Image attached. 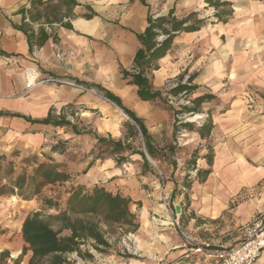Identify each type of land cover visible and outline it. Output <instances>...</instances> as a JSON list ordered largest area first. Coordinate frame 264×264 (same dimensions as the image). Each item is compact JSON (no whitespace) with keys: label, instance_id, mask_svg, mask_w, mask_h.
<instances>
[{"label":"crops","instance_id":"0c3cea01","mask_svg":"<svg viewBox=\"0 0 264 264\" xmlns=\"http://www.w3.org/2000/svg\"><path fill=\"white\" fill-rule=\"evenodd\" d=\"M49 1L0 0V155L8 156L12 151L22 155L50 141L53 127L30 124L11 117L13 114L35 120L44 118L49 110L59 115L70 107L78 110L81 120L91 124L97 134L115 140L123 137L118 108L94 89L84 92L48 84L27 87L31 79L38 81L47 76L100 85L142 119L155 146L170 143L171 114L141 101L136 87L126 85L119 73L120 68H132L134 54L140 48L136 36L146 26L147 8L139 0H74L77 5L68 15L67 7L58 0ZM223 1L231 4L230 19L226 23L213 20L197 32L180 34L173 48L157 61L158 69L152 79L155 89L164 87L165 82L196 65L195 62L201 66L205 59L208 63L213 59L208 70L203 69L194 79L198 88L205 85L210 89L208 93L225 95L226 84L222 82L227 78L229 83L237 82L241 91L242 87L252 85L264 92V0ZM146 3L151 8L152 0ZM204 6V0H168L161 15L173 8L208 11L206 15L212 17L214 10H205ZM90 12L95 16L82 17ZM226 61H233V68L226 69ZM248 108L243 101L234 100L226 116L216 120L211 117L214 129L208 139L217 132L215 126L226 125L223 135L226 143L213 152L210 167L205 159L198 161L197 169H211L205 181L199 183L201 215L203 219L216 221L226 212L227 217L221 216L223 228L232 232H218L213 239L199 242V246L208 245L211 249L234 246L256 216L264 218V101L255 103L254 111ZM122 167L126 168L116 166L111 158L94 160L84 174L86 167L79 170L75 182L86 190L103 187L111 192L108 181L117 177ZM181 240L178 246L183 247L185 241ZM187 251L196 253L190 247ZM254 264H264V251Z\"/></svg>","mask_w":264,"mask_h":264},{"label":"trees","instance_id":"16d2710c","mask_svg":"<svg viewBox=\"0 0 264 264\" xmlns=\"http://www.w3.org/2000/svg\"><path fill=\"white\" fill-rule=\"evenodd\" d=\"M53 1L50 0L48 3ZM139 1L147 8L146 26L143 32L136 36L140 48L134 54L132 68L130 70L120 68L119 73L126 85L136 87V95L141 101L153 103L154 106L171 114L173 131L170 143L161 147L155 146L142 119L125 108L118 97L100 85L78 83L88 89H94L133 123V125L124 124L126 142L106 139L94 132L79 130L64 115L55 116L53 110H49L44 118L35 120L15 114L10 116L21 118L30 124L68 128L75 136H90L95 140L96 145L106 150V154L99 158L100 161L115 157L116 166H120L128 162L129 156L137 155L142 161V167L151 170L149 159L164 161L169 158L172 169H175L174 152L178 135L185 131L197 134L200 140H207L214 129L209 111L205 113L206 118L200 119L202 122L199 126L193 122H184L185 116L202 115V106L212 103L216 97L211 93L195 94L198 86L194 85L193 81L197 75L192 74L184 81L186 70L172 79L170 85L155 89L152 84L153 72L158 69L157 61L173 48L174 41L180 34L197 32L208 22L200 17L199 12L195 11L188 12L181 18L175 15L173 8L165 15L153 14L146 0ZM58 2L67 7L68 15L77 5L74 0H58ZM204 3L206 6L204 9L214 10L212 16L216 22L226 23L230 19L232 10L229 2L204 0ZM53 12L52 8L51 13ZM93 16L95 14L90 12L82 17L90 19ZM29 40L28 35V44L31 49L32 45ZM138 133L142 138L143 149H135L128 142ZM50 151L58 154L64 153L63 143L50 146ZM197 155L196 151L192 152L189 163L195 171L193 180L203 183L211 173V169H196ZM19 157L17 151H12L8 156L0 155V197L15 196L22 201H30L41 196L47 187L57 185L61 186L64 191L63 196H65L63 209H58L59 200L62 198L60 192L53 191V196L40 200L41 209L55 210V214L44 215L41 211L28 212L22 219L19 231L24 247L21 255L26 252L30 254L26 264H69L68 255L70 254H75L81 260L93 261L94 257L90 250L98 254L106 253L111 246L108 237L113 229H120L123 233H134L137 230L135 215L130 211L132 200L128 196L111 193L103 187L86 190L75 182L79 173L73 172L63 163L53 161L50 157L46 162H39L36 156L30 161L21 159L16 165ZM199 158L205 159L207 166L210 167L211 149L208 148V152ZM93 163L94 160L89 162L82 173L84 174ZM191 182H185L183 187L190 189ZM173 186L171 197L177 190L175 183ZM184 198L188 200L187 195ZM9 256L8 250H2L0 264H4V259H8ZM14 264H18V258L14 260Z\"/></svg>","mask_w":264,"mask_h":264},{"label":"rangeland","instance_id":"374dc122","mask_svg":"<svg viewBox=\"0 0 264 264\" xmlns=\"http://www.w3.org/2000/svg\"><path fill=\"white\" fill-rule=\"evenodd\" d=\"M167 1L152 0L151 12L161 15V12L165 10ZM190 11L176 10L175 13L178 18H181ZM207 12L199 11L200 17L208 19V23H213L214 17H211V14L206 15ZM210 61L208 63L205 59L201 66L195 62L196 65L186 68L184 81L192 74L199 76L203 69L208 70V66L214 63L213 59ZM233 66V61H226V69L233 68ZM198 68L199 72L196 71ZM171 80L165 82L164 86L170 85ZM222 83L226 84L225 95L212 93L216 99L209 105L202 106L203 114L186 115L184 122H193L199 126L202 122L200 119L206 118L205 113L207 111H209L210 117L215 120L223 118L229 110V104L234 100L248 104L250 106L246 109L248 111H254V104L264 101V92L257 90L252 85H248L246 88L242 87L241 91L237 82L229 83L227 78H224ZM193 84L195 85L194 81ZM208 90L210 89L206 88L205 85H200L195 94L208 93ZM222 98L225 101H222ZM116 112L124 130V135L119 140L126 142L124 124L133 125V123L119 109ZM54 115L57 116L58 114ZM62 115L75 124L79 130L94 132L91 124L81 120L78 110L67 107ZM225 126H215L217 132L207 140L194 139L192 133L182 131L175 142V169H172L169 158L164 161L149 159L151 170H147L142 167L139 156H129L128 162L122 164L126 168L122 167L121 173L108 181V188L112 193H121L132 200L130 211L135 215L138 224L137 230L134 233H123L120 229H113L108 237L111 246L110 249L106 250V253L98 254L90 250L94 257L93 261L81 260L75 254H70L68 255L69 264H215L213 257H207L203 253H189L187 251V248L190 247L188 243L185 242L183 247L178 245H181V239L185 241L183 235L193 245L198 244L197 246H199V242L213 239L218 235V232H223L221 234L232 232L231 229L224 231L223 228L224 221L221 216L227 217L226 212L216 221L203 219L201 215V184L193 180L195 171L192 170V164L189 163L192 152L196 151L198 155L195 160V168L197 169L199 157L206 154L208 148L211 149L213 156V152L226 143V139L223 138ZM97 135L106 139L111 138L108 135ZM49 136L50 141L41 146L40 149L22 155L17 151L20 157L16 160V165L21 159L30 161L32 157L36 156L39 162H46L47 158L50 157L53 161L63 163L73 172L79 173V170L85 168L89 162L95 159L99 160L101 156L106 154V150L96 145L92 137L75 136L68 128H53L50 130ZM128 142L135 149H143L142 138L139 133ZM56 143H63L64 153L58 154L50 151V146ZM111 159L115 161V157H111ZM78 166V171H75ZM187 181H192L190 189L183 187ZM174 183L177 185V190L175 195L171 197ZM167 187L170 188L168 191L166 190ZM53 191L60 192L62 195L58 209H63L65 196H63L64 191L60 185L47 187L41 196L30 201H22L15 196H4L7 199L0 201V249L8 250L10 253L9 258L4 259V264H14V260L17 258L18 264L27 263L29 252L21 255L24 247L19 231L22 219L28 212L41 211L44 215L55 214V210H43L39 206L42 198L54 195ZM185 195H187L188 200L184 198Z\"/></svg>","mask_w":264,"mask_h":264},{"label":"built area","instance_id":"2783aa9c","mask_svg":"<svg viewBox=\"0 0 264 264\" xmlns=\"http://www.w3.org/2000/svg\"><path fill=\"white\" fill-rule=\"evenodd\" d=\"M56 58L60 60L61 56L56 55ZM37 84L67 86L84 92L92 91L83 85L54 76H47L38 81L31 79L27 82V87L29 88ZM183 237L185 242L190 245V251L211 256L215 259L216 264H254L264 251V218L260 215L256 216L244 229L238 242L230 247L210 249L208 245H193L185 235Z\"/></svg>","mask_w":264,"mask_h":264}]
</instances>
